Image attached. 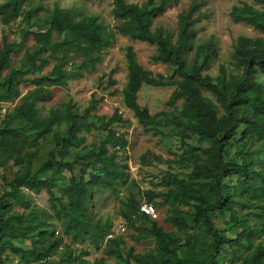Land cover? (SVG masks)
<instances>
[{
  "label": "trees",
  "instance_id": "1",
  "mask_svg": "<svg viewBox=\"0 0 264 264\" xmlns=\"http://www.w3.org/2000/svg\"><path fill=\"white\" fill-rule=\"evenodd\" d=\"M25 0H8L0 4V20L9 24L15 18L24 15L27 20H31L37 10L43 6V0H38V4L24 10ZM264 4V0H257ZM171 0H146L142 3L128 2L127 0H114L113 13L121 22L112 28L100 20L99 15L85 14L78 7H62L56 5L50 14L38 24L39 29L33 34L37 40V47L33 51H27L22 66L10 67L12 52L17 47V42L9 41L8 36H3V44H0V78L3 79L2 86L7 88V95L3 98H16L21 95L19 84L28 80L27 73H37L51 64V57L45 55L47 51L56 49L58 46L75 47L82 50L88 57L95 51L99 52L111 46L116 38V30L123 35H129L133 39L147 41L157 45V52L153 59L174 66L172 77L163 73H155L152 69L145 67L137 57V52L133 45L127 46V58L129 68V78L124 89V102L134 111L138 121L146 128L160 125L159 117L167 114L161 110L152 113L147 106L139 102V92L146 84L153 86H176L168 101L169 105L176 103L178 99L184 98L183 108L180 110L179 121L177 123L192 127L201 139L210 141L209 147L203 148V153L198 155V161L189 175V179H176L175 185L168 192L160 193L155 190L145 191V199L156 203L157 196H163V203H175V201L188 200L195 207V216L199 221H203L208 235H211L212 256L203 259L202 264H217V257L223 252V245L233 243L235 238L225 235L226 229L215 227L211 213L226 208H237L235 202L242 206L250 204L264 207L262 201L264 197V185L255 181L256 175H260L264 180V168L252 169L257 161L253 158L255 149L250 146L253 140L261 141L264 144V83L255 78L259 71L264 72V37H251L240 35L237 40L235 56L244 67V80L239 84L227 81L225 76L215 81L209 74L203 73V68L213 57L212 43H205L199 46L193 64L188 62L186 52L191 47L192 40L197 35L195 23L200 20V15L195 16V11L201 2L194 0L187 12L180 14V35L174 42L170 31L164 27L152 29L153 17L169 5ZM234 19L253 24L256 28L264 30V9H260L254 4L244 1L237 4L232 9ZM1 28V26H0ZM56 33L65 35L63 41H55ZM90 60H95L90 56ZM88 59V60H89ZM99 59V58H98ZM9 71L4 75V70ZM115 70H112V73ZM72 69L66 68L64 62L54 64L51 73L41 75L31 79L37 87L22 97V103L17 106L13 113L6 114L0 123V167L8 164L12 159L11 166L17 167L12 171V176L8 179L11 189L0 194V238L10 233H16L15 218H19V223L23 227L33 229L41 247H35L39 257L46 258L57 252L62 245V238L55 237V229L51 236L48 232L35 226H24L28 217L27 212L14 210V202L8 197L15 196L24 199L23 188L27 187L36 192L46 189L54 195V187L62 185L72 198V204L66 208L69 216L66 224L69 227L82 223H91L95 229L90 232L93 237H103L111 233L108 223H95L93 216L86 211L88 203L93 197L94 187H108L113 192H118L121 180L125 179L126 171L116 160L118 151H111L108 144L115 147L127 148L129 140L120 130L113 128V124L123 121V114L116 111L109 118L100 117V123L88 120L92 110L96 109L103 97L95 96L89 102V106L84 112L74 110L69 106L64 115H51L42 117L39 114L37 100L41 98L48 88V85H64L67 78L72 74ZM117 80L111 78L110 83L116 84ZM208 89L213 92L223 107L215 104L213 99L203 92ZM256 94L252 105L253 114L248 113L245 95L248 92ZM2 106L0 104V110ZM242 109H244L242 111ZM13 115L24 118L31 124L30 133L36 132L38 138H22L20 129L9 124L8 120ZM187 119V120H186ZM54 122H68V133H54L56 147L59 148L61 158L55 152L35 165V152L28 147L38 145L39 137H46L52 131ZM98 127L108 130V137L100 145L92 148L80 158L88 160L93 168L89 172L90 178L79 177L73 173L69 178L60 173L71 166L67 158L72 152L75 144L85 141V137L80 133L85 127ZM26 130V132H28ZM185 144V143H184ZM237 146L236 154L242 160L233 157L226 158V150L229 147ZM251 155V156H249ZM88 171V169H84ZM53 171L52 174H49ZM236 175L239 178L234 189L229 188L227 179L230 180ZM63 179L67 180L64 181ZM243 187V192H248L251 196L237 197L238 188ZM258 198L259 200H255ZM123 206L121 214L126 219L129 227L139 230H149L157 241V252L149 254L147 257L138 256L140 264H184L185 260L180 255L176 245H182L176 231H167L158 220L152 218L149 213L141 210L142 201L131 195L126 200H122ZM23 204L31 206V202L23 200ZM173 209L170 216L175 224L182 222L183 216L179 210ZM264 212V210H263ZM89 213V215H88ZM262 212L257 213L261 216ZM144 216L151 223V227L139 226L136 222L138 216ZM88 217V218H87ZM233 227L241 229V235L250 237L254 230L245 219L244 213L232 212ZM23 235L28 236L27 231ZM124 239L122 236L108 238L110 252L120 258H125L123 248ZM203 246V245H202ZM130 253L126 257L129 259ZM81 259V258H80ZM233 259H225L223 264H233ZM5 259L0 252V264H4ZM82 264H101L82 259ZM193 264H200L194 262ZM244 264H264V241L258 242L256 249L244 260Z\"/></svg>",
  "mask_w": 264,
  "mask_h": 264
},
{
  "label": "rangeland",
  "instance_id": "2",
  "mask_svg": "<svg viewBox=\"0 0 264 264\" xmlns=\"http://www.w3.org/2000/svg\"><path fill=\"white\" fill-rule=\"evenodd\" d=\"M6 1L8 0H0V4ZM127 1L142 3L146 0ZM193 1L171 0L169 5L153 17L152 29L164 27L171 32L173 41L176 42L180 35V14L187 12ZM198 1L201 4L194 15H200V20L195 23L197 35L186 52L188 62L193 64L201 44L212 43L214 54L203 68V73L211 75L215 81H219L220 77L225 76L228 82L239 84L244 80V67L235 56L238 37L240 35L264 37V30L256 28L251 23L234 19L232 9L244 1L250 2L260 9H264V4L257 0ZM37 4L38 0H25L23 2L24 10L26 11ZM56 5L69 8L78 7L85 14L99 15L102 22L111 25L114 29L121 22L113 13L114 0H43V6L37 10L31 20H27L24 15L15 18L9 24L0 20V44H3L5 34L9 41L17 42V47L12 52L10 67L22 66L26 52L33 51L37 47V40L33 32L39 29L38 24L43 22ZM64 38L65 35L59 33L54 36L55 41H63ZM128 45L134 46L138 60L145 67L152 69L155 73L173 76L174 66L153 59L157 52L156 44L133 39L116 30V38L111 46L90 55L95 60H90V56L88 60L86 54L75 47L58 46L56 49L47 51L45 55L51 57V64L35 74L27 73L28 80L19 84L21 90L19 97L3 98L7 95V88L2 86L3 79L0 78L1 123L6 114L13 113L15 108L22 103V97L37 87L31 79L50 74L54 64L63 61L64 66L72 69L73 73L67 78V83L64 85L46 84L48 92L37 100L39 114L42 117L64 115L71 105L74 110L84 112L93 96L103 97L99 106L92 110L93 115L88 120L100 123V117L109 118L116 111L123 109V121L114 123L112 126L125 134L129 140L127 148L108 144L111 151L119 148L116 149L118 151L116 160L126 171L125 179L120 181L118 192L115 193L108 187H94L93 197L86 209L93 216L94 224L97 222L108 223L111 229L109 235L105 238L93 237L90 232L95 227L91 223L86 225L77 223L72 227L66 224V218L69 216L66 208L72 204V198L62 185L58 184L54 187V195H51L46 189L36 192L25 187L23 188L25 193L23 200H29L30 207L15 196L8 197L15 204L14 210L28 213L24 226H35L47 230V236H51V232L55 229L54 238H62V245L52 255L46 258L39 257V253L35 251V247L42 246V243L38 241L39 237L37 238L32 233V228L20 225L19 218L16 217L17 232L10 233L9 231L0 238V252L5 259L4 264H82L80 263L82 259L95 263L102 259L103 263L101 264H140L138 256L147 257L149 254L157 252V241L151 231L128 226L126 219L121 214L122 200L133 195L143 202L146 200L145 191L168 192L175 185L176 179H189V175L198 161V155L203 153V148L209 147L211 143L206 139H201L192 127L177 123L185 99H178L173 105L168 104L175 85H144L139 92V102L143 106H147L152 113L165 110L167 114L159 117L160 125L150 128L144 127L138 121L134 111L124 102V89L129 78L126 55ZM112 70L115 71L112 73ZM8 71L9 68L5 69L4 75ZM111 78L117 80L116 84L110 83ZM255 78L264 83V72H257ZM203 92L213 99L222 113L224 110L217 96L208 89H204ZM255 96L256 94L252 91L245 95V99L249 100L246 103L247 111L251 114H253L252 102ZM8 122L11 126L20 129L22 138H38L36 132L28 131H31V124L24 118L13 115ZM56 132L67 134L68 122H54L52 131L46 137H39L38 145L28 147L29 150L35 152L36 166L47 159L51 152H55L57 157L61 158L54 137ZM80 134L85 137V141L72 147V152L67 157L71 166L69 165L63 170L58 169L67 178L75 173L79 177L84 175L86 179H89V172L93 170L89 165L91 159L85 160L80 156L104 142L108 137V130L92 126L85 127ZM250 146L255 149L252 157L256 160H264V144L261 141L253 140ZM237 149V146L227 148V160L233 157L242 160L241 156L236 154ZM12 162L13 159L0 167V194L11 189L8 179L12 176V171L17 168L11 166ZM260 168H264L262 161H257L252 167V169ZM84 169H88V171ZM52 173L53 171L49 174ZM62 181L64 183L67 180L63 179ZM239 181L236 175L230 182L227 179L229 188L234 189ZM255 181L264 185V180L260 175H256ZM238 190L237 197L251 196L248 192H243L241 186ZM163 200V196H157L155 207L146 212L152 218L157 219L165 230L178 233L179 242L182 245H176V247L185 260L184 264H193L194 262L202 264L203 259H209L212 256L213 238L207 234L204 222L196 219L194 205L188 200L175 201V203H163ZM255 200L259 199L255 198ZM262 201L264 202V197ZM234 204L237 208H226L211 213L215 227L226 229L225 235L235 238L233 243L223 245V252L216 260L217 264H223L225 259H233V264H244V260L254 252L258 242L264 241V207L253 204L247 206L246 203L242 206L238 201ZM174 208L185 217L178 224L170 219ZM234 211L237 214L244 213L247 224L254 230V234L250 237L241 235V229L233 227L231 215ZM259 212H262L261 216L257 215ZM136 220L139 226H152V223L144 216L140 215ZM26 231L28 236L23 235ZM118 235L124 239L125 256L127 257L130 253L127 260L126 257L123 259L110 252L108 238Z\"/></svg>",
  "mask_w": 264,
  "mask_h": 264
},
{
  "label": "built area",
  "instance_id": "3",
  "mask_svg": "<svg viewBox=\"0 0 264 264\" xmlns=\"http://www.w3.org/2000/svg\"><path fill=\"white\" fill-rule=\"evenodd\" d=\"M121 114L124 115V110L121 109L119 110ZM155 207L154 203L153 202H150V201H143L142 204H141V210L143 211H149V210H152L153 208Z\"/></svg>",
  "mask_w": 264,
  "mask_h": 264
}]
</instances>
